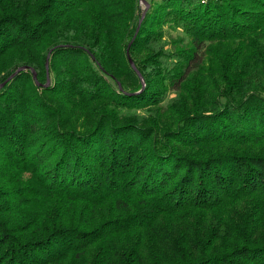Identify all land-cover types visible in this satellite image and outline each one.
<instances>
[{
    "label": "trees",
    "instance_id": "trees-1",
    "mask_svg": "<svg viewBox=\"0 0 264 264\" xmlns=\"http://www.w3.org/2000/svg\"><path fill=\"white\" fill-rule=\"evenodd\" d=\"M212 213L159 264H264V0H0V264Z\"/></svg>",
    "mask_w": 264,
    "mask_h": 264
},
{
    "label": "rangeland",
    "instance_id": "rangeland-1",
    "mask_svg": "<svg viewBox=\"0 0 264 264\" xmlns=\"http://www.w3.org/2000/svg\"><path fill=\"white\" fill-rule=\"evenodd\" d=\"M159 1V0H140V6L142 10L150 5L151 2ZM184 33L180 28L178 29H169L166 41L169 44L173 45V39H177L179 36H183ZM223 50L227 48L222 46ZM23 68V67H22ZM27 68V67H26ZM124 113V112H123ZM254 202L253 201H246L243 203L238 209L241 210H231L230 213L232 214L233 218L241 222L243 216L248 211L252 210ZM243 209V210H242ZM261 216L259 212L254 209V217L256 219L257 216ZM214 216V213L210 214V216L206 217L205 221L200 220L198 221L197 218L191 217L189 219L182 218V217H167L164 219V215L161 216L160 222L158 224L159 230H155L154 228H146L141 231L136 230L133 234L128 232L126 234L120 235L115 242V246L119 245L120 249L113 252L108 253L109 257L104 256L98 259L95 258L94 254L87 256V258H79L77 260L71 261L67 264H117L119 261L122 252L127 249V247H136L138 249V256L136 259L135 264H159V263H166V259L164 258L165 255L169 254L168 247L170 248V243L174 244L175 241L181 240L186 235V241L184 243L189 244L191 243V235L193 234H203L210 223V218ZM257 226L256 234L253 235V239L256 241H264V221L259 220L255 222ZM169 237L168 239L161 240L160 238ZM197 242V241H196ZM229 243V240L226 239V243ZM137 244V245H136ZM224 244V241L219 239L216 241L212 248L219 247ZM224 244V245H225ZM126 247V248H125ZM130 248L129 250H131ZM196 250H194L195 254ZM103 258V259H102ZM134 259V258H133Z\"/></svg>",
    "mask_w": 264,
    "mask_h": 264
},
{
    "label": "water",
    "instance_id": "water-1",
    "mask_svg": "<svg viewBox=\"0 0 264 264\" xmlns=\"http://www.w3.org/2000/svg\"><path fill=\"white\" fill-rule=\"evenodd\" d=\"M131 65L135 68L134 62L130 59ZM49 67V64L47 63V68ZM34 77L36 78V73L34 72Z\"/></svg>",
    "mask_w": 264,
    "mask_h": 264
}]
</instances>
